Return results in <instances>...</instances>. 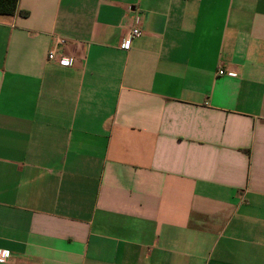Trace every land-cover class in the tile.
I'll return each instance as SVG.
<instances>
[{
	"label": "crops",
	"instance_id": "1",
	"mask_svg": "<svg viewBox=\"0 0 264 264\" xmlns=\"http://www.w3.org/2000/svg\"><path fill=\"white\" fill-rule=\"evenodd\" d=\"M0 250L264 264V0H19L0 16Z\"/></svg>",
	"mask_w": 264,
	"mask_h": 264
},
{
	"label": "built area",
	"instance_id": "2",
	"mask_svg": "<svg viewBox=\"0 0 264 264\" xmlns=\"http://www.w3.org/2000/svg\"><path fill=\"white\" fill-rule=\"evenodd\" d=\"M142 34L141 29L139 28V20L136 21V25L133 27V29L130 31V33L126 36L125 41L123 43V47L125 49H128L130 47V43L134 37H139ZM65 44V41L63 39L56 40V45H62ZM49 60L57 61L60 65H69L70 61L65 58L64 55L58 54L56 49H53L49 52L48 55ZM224 71H219V75H224ZM232 75V74H229ZM10 258V252L7 250H0V263L6 262Z\"/></svg>",
	"mask_w": 264,
	"mask_h": 264
},
{
	"label": "trees",
	"instance_id": "3",
	"mask_svg": "<svg viewBox=\"0 0 264 264\" xmlns=\"http://www.w3.org/2000/svg\"><path fill=\"white\" fill-rule=\"evenodd\" d=\"M19 0H0V16H14Z\"/></svg>",
	"mask_w": 264,
	"mask_h": 264
}]
</instances>
